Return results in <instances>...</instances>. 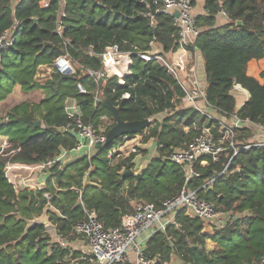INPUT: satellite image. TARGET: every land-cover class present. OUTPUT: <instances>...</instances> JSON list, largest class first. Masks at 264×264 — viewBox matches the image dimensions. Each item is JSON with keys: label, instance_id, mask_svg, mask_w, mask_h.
Returning <instances> with one entry per match:
<instances>
[{"label": "trees", "instance_id": "16d2710c", "mask_svg": "<svg viewBox=\"0 0 264 264\" xmlns=\"http://www.w3.org/2000/svg\"><path fill=\"white\" fill-rule=\"evenodd\" d=\"M16 1L0 0V35L15 20L19 22L15 44L0 54V102L15 87L26 93L41 90L44 97L38 103H20L0 116V136L8 141V147L0 149V264H72L68 256L77 253L61 244L74 240L75 225L84 220L85 211H94L104 228H118L137 203L159 206L177 196L186 182L185 171L164 157L171 149L186 147L203 125L212 122L194 110L184 121L188 109L167 115L175 111L185 92L160 64L139 57L159 54L166 58L178 47L173 16L145 17L160 0H63L66 15L61 36L55 33L57 0ZM190 2L192 9L200 6L202 11L195 18L200 33L192 47L204 60L207 103L221 115L233 114L236 101L231 91L239 85L249 98L238 116L264 123V0ZM113 45L129 57L110 64L101 55ZM66 53L76 63L74 75L54 72L45 84L34 82L40 66L51 65ZM86 68L103 69L106 80L94 84L84 76ZM77 83L88 93L80 94ZM96 95L100 101L94 104ZM102 99L118 110L122 122L155 118L134 148L137 152L112 154V145L96 147L89 154L75 150L81 140L73 128L66 129V102H76L82 120L97 129L106 116L107 134L115 121L103 108ZM38 121L41 125L35 127ZM155 144L163 148L148 161ZM231 156L229 150L213 164L207 157L208 166H197L200 174L188 181L189 188L203 187ZM48 161L53 165L40 175L45 190L17 192L4 175L6 164ZM60 167L63 172L57 183L54 174ZM129 172L134 176H125ZM199 192L226 212L229 222L217 230L183 210L176 218L179 227L154 233L144 255L156 258V264H256L264 256V147L239 152L227 173ZM46 208L59 238L53 243L40 226L23 235L26 221L39 217Z\"/></svg>", "mask_w": 264, "mask_h": 264}, {"label": "built area", "instance_id": "2783aa9c", "mask_svg": "<svg viewBox=\"0 0 264 264\" xmlns=\"http://www.w3.org/2000/svg\"><path fill=\"white\" fill-rule=\"evenodd\" d=\"M19 1L17 0L15 4ZM57 2L55 33L61 36L64 29L61 21L66 14L62 8L63 0H57ZM158 4L154 12H146L145 17L152 18L154 14L159 13L173 16L174 13H178V17L174 18V25L178 29V47L166 58L159 54L139 55V57L146 63L160 64L185 92L175 111L168 112L167 115L179 114L185 109H192L199 113L205 121L212 123L203 125L198 136L186 147L171 149L168 156L164 157L165 160L180 166L185 171L186 182L177 196L162 202L159 206L137 203L134 212L124 216L118 228H104L94 211H85L84 220L78 222L74 228V233L82 238L85 246L77 258V264L83 262L87 264H156V258H148L144 255L146 244L154 233H164L172 226L178 228L176 218L183 210L190 211L194 217L215 229H221L229 222L228 214L201 197L199 191L205 190L206 186L227 173L230 162L239 152L264 147V123L242 119L238 116V110L228 116L221 115L216 108L207 103L205 88L202 87L196 72L195 53L198 54L199 51L190 47L187 42L188 36L196 39L200 33V29L196 26V17L192 14L190 0H160ZM222 15L225 16L224 13ZM18 27L19 22L15 20L11 28L0 35V54L15 44ZM150 46L153 47V43H150ZM88 53L93 55L91 49ZM101 56L110 64H114L122 57H129V54L120 52L119 47L113 45ZM52 68L62 76H71L76 73L75 63L67 53L57 57L52 63ZM83 74L96 85L107 78V73L103 69L86 68ZM76 89L80 94L88 93L81 83L76 84ZM97 101L100 100L96 95L94 104ZM64 111L69 121L66 129L73 128L81 140L75 148L76 151H85L89 154L94 148L105 144V130L97 129L91 123L84 122L76 102L68 100ZM148 121V126L140 134L119 137L115 141L117 142L116 148L110 153L127 151L125 153L127 155L129 152H137L134 148L147 135L155 118L148 119ZM244 132L247 137L244 136ZM241 135L244 137L239 140L238 137ZM161 148H163L162 145L155 144L151 150V158L158 156ZM229 150L232 151V156L218 174L211 177L210 181L201 188H189L188 181L200 174L197 166L207 167V157L210 163H218L222 155ZM52 165L53 162L48 161L41 164V168ZM13 188L17 192L27 188L41 191L45 190L46 186L43 183L34 186L26 177L17 176ZM44 197L49 200V193L46 192ZM78 204H82L80 200ZM61 245L64 246L65 243L62 242ZM256 264H264V256Z\"/></svg>", "mask_w": 264, "mask_h": 264}, {"label": "crops", "instance_id": "0c3cea01", "mask_svg": "<svg viewBox=\"0 0 264 264\" xmlns=\"http://www.w3.org/2000/svg\"><path fill=\"white\" fill-rule=\"evenodd\" d=\"M192 14L195 17L202 14L201 7L199 6L198 8H193ZM187 42H188L189 46L192 47L193 42H195V38H193V36H188ZM195 63H196V72H197V75L199 77L200 83H201L203 88H206L207 80H206V74H205V64H204V60H203V57H202L200 52L198 54L195 53ZM54 72L55 71L52 68V64L40 66L37 69L36 75L34 77V82L37 84L43 85L48 80L51 79V75ZM14 89L16 90V87ZM19 90H20V88H19ZM235 90H237V92H239V94H241L242 97L244 96L240 105L237 106V104H236V110H239L241 108V106L243 105V103H245L246 100L249 98V94L244 89L240 88L238 90V88L237 87L235 88V86H234L232 91L234 93H236ZM232 95L236 99V94L232 93ZM238 96L241 97L240 95H238ZM23 102H26V100L11 105L10 108L5 113L0 112V116L5 117L6 114L9 113L14 107H16L17 105H19L20 103H23ZM7 147H8L7 139L3 136H0V149H5ZM42 171H43V169L41 168V164L26 165V164L14 163V164H6L4 167V175H5L6 179L8 180V182L12 186H14L15 179L17 176L26 177L27 180H29V182L34 186L41 184V183L44 184L45 179L43 177H40ZM52 231H54V230H52ZM52 231H49V233ZM74 235L76 238L74 240L70 241L69 243L66 242L64 246H67L70 249V251L77 253V256H75V257L73 255H71V252H70V256H68V258H71L70 261L72 264H77V258L85 246L83 245L82 238L77 234H74ZM55 236H56V234H55ZM56 238H57L56 241H59V238L57 236H56Z\"/></svg>", "mask_w": 264, "mask_h": 264}, {"label": "water", "instance_id": "95a60500", "mask_svg": "<svg viewBox=\"0 0 264 264\" xmlns=\"http://www.w3.org/2000/svg\"><path fill=\"white\" fill-rule=\"evenodd\" d=\"M174 18L178 17V13L173 14ZM237 26L241 25V22L236 23ZM156 29H154L155 31ZM239 88H241L239 85H235ZM248 100V99H247ZM246 100V101H247ZM101 104L103 108L111 114L115 121V125L107 132L106 134V141L103 147H110L113 142H115L119 137L123 135H135L140 134L144 128H146L149 124L148 120H143L140 122H133V123H125L122 122L118 115V110L111 104V102L108 99H102ZM41 122H36L35 127H40ZM63 170L59 169L55 174L54 177L56 179V182L58 183L60 180V176L62 175ZM125 176H134L132 172H129ZM124 176V177H125ZM50 211L49 208L44 209L42 214L34 218L32 220L26 221V227L24 230V236L28 233V231L33 228L34 226H40L43 227L45 231L49 232L54 230V226L49 221L47 213Z\"/></svg>", "mask_w": 264, "mask_h": 264}, {"label": "rangeland", "instance_id": "374dc122", "mask_svg": "<svg viewBox=\"0 0 264 264\" xmlns=\"http://www.w3.org/2000/svg\"><path fill=\"white\" fill-rule=\"evenodd\" d=\"M75 63V62H74ZM76 64V63H75ZM15 90V89H14ZM12 92V94L7 98L5 99L4 101L0 102V112L2 113H5L11 105L13 104H16L18 102H21V101H33V102H38L39 100H41L43 97H44V93L41 92V90H36V91H33V92H29V93H26V92H22L19 90V87H16V90ZM236 93H234L233 91H231V93L233 94H236V104L237 106L240 105L242 99L244 98V96L242 97L241 94H239V92H237V90H235ZM238 95H240L241 97H239ZM193 114V110L192 109H188L185 114L183 115V120H187L191 115ZM4 115V114H3ZM201 116V115H200ZM101 120L103 121L102 122V125H101V129H105L106 128V125L109 124L108 120L106 119V116H102L101 117ZM129 137V136H128ZM116 143L117 142H114L112 144V149H115L116 148ZM157 155H155L156 157ZM148 161L151 160V155H149L147 157ZM60 168H63V167H60ZM63 170V169H62ZM53 186L55 188V184L53 182ZM126 186V185H125ZM49 236L51 238V243L53 242H56L57 238L55 236V232L52 231L49 233ZM76 237H74L75 239Z\"/></svg>", "mask_w": 264, "mask_h": 264}, {"label": "bare ground", "instance_id": "6f19581e", "mask_svg": "<svg viewBox=\"0 0 264 264\" xmlns=\"http://www.w3.org/2000/svg\"><path fill=\"white\" fill-rule=\"evenodd\" d=\"M238 88V90L240 89L239 87H237Z\"/></svg>", "mask_w": 264, "mask_h": 264}]
</instances>
